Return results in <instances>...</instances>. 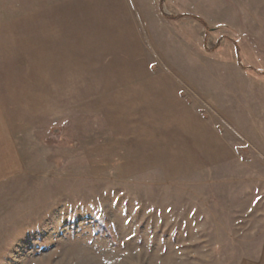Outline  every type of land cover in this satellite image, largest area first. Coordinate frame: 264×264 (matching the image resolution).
<instances>
[{"label":"rangeland","instance_id":"374dc122","mask_svg":"<svg viewBox=\"0 0 264 264\" xmlns=\"http://www.w3.org/2000/svg\"><path fill=\"white\" fill-rule=\"evenodd\" d=\"M263 248L264 0H0V264Z\"/></svg>","mask_w":264,"mask_h":264},{"label":"crops","instance_id":"0c3cea01","mask_svg":"<svg viewBox=\"0 0 264 264\" xmlns=\"http://www.w3.org/2000/svg\"><path fill=\"white\" fill-rule=\"evenodd\" d=\"M250 264H264V248L261 257L256 262H251Z\"/></svg>","mask_w":264,"mask_h":264}]
</instances>
